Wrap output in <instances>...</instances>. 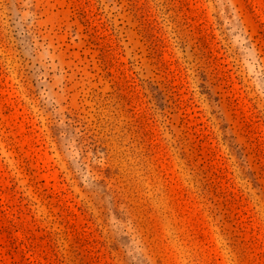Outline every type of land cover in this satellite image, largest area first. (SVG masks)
<instances>
[{
    "label": "rangeland",
    "instance_id": "obj_1",
    "mask_svg": "<svg viewBox=\"0 0 264 264\" xmlns=\"http://www.w3.org/2000/svg\"><path fill=\"white\" fill-rule=\"evenodd\" d=\"M0 264H264V0H0Z\"/></svg>",
    "mask_w": 264,
    "mask_h": 264
}]
</instances>
